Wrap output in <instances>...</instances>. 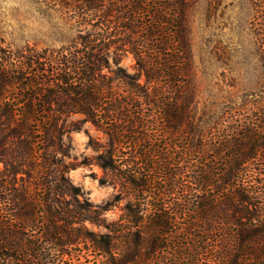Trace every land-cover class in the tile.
Masks as SVG:
<instances>
[{"label":"trees","instance_id":"1","mask_svg":"<svg viewBox=\"0 0 264 264\" xmlns=\"http://www.w3.org/2000/svg\"><path fill=\"white\" fill-rule=\"evenodd\" d=\"M42 1L77 34L40 50L0 34V264H264V81L203 100L190 0ZM87 122L107 136L97 179L116 190L93 208L64 161Z\"/></svg>","mask_w":264,"mask_h":264},{"label":"rangeland","instance_id":"2","mask_svg":"<svg viewBox=\"0 0 264 264\" xmlns=\"http://www.w3.org/2000/svg\"><path fill=\"white\" fill-rule=\"evenodd\" d=\"M255 1L190 0L192 72L203 100L252 92L264 81V52L254 26ZM0 34L14 49L40 50L68 45L77 32L60 11L47 7L42 0H0ZM120 65L134 72L133 55L124 54ZM112 67L116 68L114 62ZM80 118L82 115L73 114L68 121ZM106 141L107 136L90 122L65 136L69 155L64 161L71 167L68 176L82 188L79 195L82 206L93 208V204H103L116 193L111 185L100 184L97 179L104 171L95 163V155ZM8 148L10 153L16 150L12 143ZM4 168L5 162L0 156V169ZM122 205L123 201L118 202L107 211V218H117ZM87 225L93 230L102 229L91 222Z\"/></svg>","mask_w":264,"mask_h":264}]
</instances>
